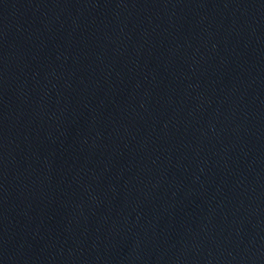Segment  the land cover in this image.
<instances>
[{
  "label": "water",
  "instance_id": "1",
  "mask_svg": "<svg viewBox=\"0 0 264 264\" xmlns=\"http://www.w3.org/2000/svg\"><path fill=\"white\" fill-rule=\"evenodd\" d=\"M0 264H264V0H0Z\"/></svg>",
  "mask_w": 264,
  "mask_h": 264
}]
</instances>
